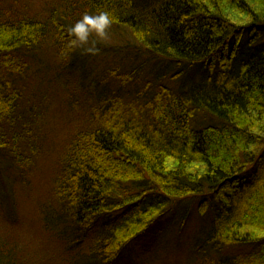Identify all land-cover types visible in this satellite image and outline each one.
<instances>
[{
  "label": "trees",
  "instance_id": "1",
  "mask_svg": "<svg viewBox=\"0 0 264 264\" xmlns=\"http://www.w3.org/2000/svg\"><path fill=\"white\" fill-rule=\"evenodd\" d=\"M98 11L171 80H201L180 90L157 78L133 99L79 84L88 107L67 116L33 239L0 210V264H115L183 205L212 214L196 264H264V0H0V151L16 190L44 138L34 69L47 53L72 65L68 30Z\"/></svg>",
  "mask_w": 264,
  "mask_h": 264
},
{
  "label": "rangeland",
  "instance_id": "2",
  "mask_svg": "<svg viewBox=\"0 0 264 264\" xmlns=\"http://www.w3.org/2000/svg\"><path fill=\"white\" fill-rule=\"evenodd\" d=\"M97 47L99 54L95 56L86 55L80 50L77 54L79 57L74 58L72 65L70 62L56 61L47 53L34 69L33 74L39 75L43 84L37 89V98L42 102L41 109L46 118L40 123L44 137L42 151L25 179L27 188L16 190L14 181L19 178V173L0 151V210L4 212L5 207L7 210L9 208L18 215L24 226L29 227L23 229L27 240L33 239V227H39L42 206L49 204L47 201L40 202L45 195V187L56 174L55 169L64 150L61 145L66 144L65 131H72L73 125L69 124L67 116H74L73 113L79 111L80 107H88L83 103V99L87 98L79 91V84L88 89L86 92L91 93L90 98L120 91L123 96L132 93L129 98L133 99L140 93L152 94L157 78L167 86L180 90L190 89L193 81L201 80L199 76L195 79L171 80L166 64L161 66V63L144 55L123 28L112 27L110 38L99 42ZM138 69L139 74L133 82L123 86L120 77ZM114 71L116 74L112 75ZM82 124L78 123L79 126ZM62 137L63 143L60 142ZM34 212V217L38 215L35 219L37 225L32 224ZM208 213L207 217H201L192 206H176L150 234L136 240L115 264H196V244L213 228L212 214Z\"/></svg>",
  "mask_w": 264,
  "mask_h": 264
},
{
  "label": "clouds",
  "instance_id": "3",
  "mask_svg": "<svg viewBox=\"0 0 264 264\" xmlns=\"http://www.w3.org/2000/svg\"><path fill=\"white\" fill-rule=\"evenodd\" d=\"M114 18L108 11L95 14L84 13L70 28L68 46L78 48L86 55H98L97 44L110 38Z\"/></svg>",
  "mask_w": 264,
  "mask_h": 264
}]
</instances>
